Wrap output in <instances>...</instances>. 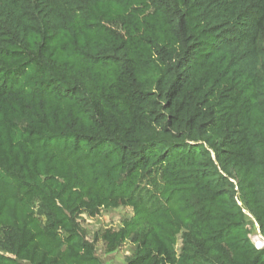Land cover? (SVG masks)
I'll return each instance as SVG.
<instances>
[{
    "label": "trees",
    "instance_id": "16d2710c",
    "mask_svg": "<svg viewBox=\"0 0 264 264\" xmlns=\"http://www.w3.org/2000/svg\"><path fill=\"white\" fill-rule=\"evenodd\" d=\"M249 223L264 0H0V264H264Z\"/></svg>",
    "mask_w": 264,
    "mask_h": 264
},
{
    "label": "rangeland",
    "instance_id": "374dc122",
    "mask_svg": "<svg viewBox=\"0 0 264 264\" xmlns=\"http://www.w3.org/2000/svg\"><path fill=\"white\" fill-rule=\"evenodd\" d=\"M131 215V209L128 207H120L110 210H102L101 213L95 218H89L85 215L80 217V224L85 238L89 241L93 240L96 231L100 228L114 227L121 223V219ZM250 239L252 243H258V231L255 224L249 223ZM263 245V243H262ZM262 247V246H260ZM97 254L106 262V264H124V260L129 256V245H123L119 250L106 254L102 251V242H96Z\"/></svg>",
    "mask_w": 264,
    "mask_h": 264
},
{
    "label": "built area",
    "instance_id": "2783aa9c",
    "mask_svg": "<svg viewBox=\"0 0 264 264\" xmlns=\"http://www.w3.org/2000/svg\"><path fill=\"white\" fill-rule=\"evenodd\" d=\"M257 240H258V242H260V244L258 245L257 242L254 243V245H255L256 247H260V246L262 245V243H263V245H264V241L260 238V236H259V237L257 236ZM263 245H262V246H263Z\"/></svg>",
    "mask_w": 264,
    "mask_h": 264
},
{
    "label": "bare ground",
    "instance_id": "6f19581e",
    "mask_svg": "<svg viewBox=\"0 0 264 264\" xmlns=\"http://www.w3.org/2000/svg\"><path fill=\"white\" fill-rule=\"evenodd\" d=\"M258 235V234H257ZM260 244V242H258V245ZM262 246V245H261Z\"/></svg>",
    "mask_w": 264,
    "mask_h": 264
}]
</instances>
